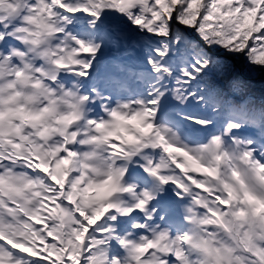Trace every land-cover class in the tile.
Wrapping results in <instances>:
<instances>
[{
  "label": "snow or ice",
  "instance_id": "6c2138e0",
  "mask_svg": "<svg viewBox=\"0 0 264 264\" xmlns=\"http://www.w3.org/2000/svg\"><path fill=\"white\" fill-rule=\"evenodd\" d=\"M264 0H0V264H264Z\"/></svg>",
  "mask_w": 264,
  "mask_h": 264
},
{
  "label": "bare ground",
  "instance_id": "6f19581e",
  "mask_svg": "<svg viewBox=\"0 0 264 264\" xmlns=\"http://www.w3.org/2000/svg\"><path fill=\"white\" fill-rule=\"evenodd\" d=\"M252 85L255 87H263L264 88V82H254L252 81Z\"/></svg>",
  "mask_w": 264,
  "mask_h": 264
},
{
  "label": "water",
  "instance_id": "95a60500",
  "mask_svg": "<svg viewBox=\"0 0 264 264\" xmlns=\"http://www.w3.org/2000/svg\"><path fill=\"white\" fill-rule=\"evenodd\" d=\"M255 94H256V96L258 97V96H261V95H264V91H262V89H260V88H256L255 89ZM261 94V95H260Z\"/></svg>",
  "mask_w": 264,
  "mask_h": 264
},
{
  "label": "rangeland",
  "instance_id": "374dc122",
  "mask_svg": "<svg viewBox=\"0 0 264 264\" xmlns=\"http://www.w3.org/2000/svg\"><path fill=\"white\" fill-rule=\"evenodd\" d=\"M261 73V72H260ZM262 73H264V72H262Z\"/></svg>",
  "mask_w": 264,
  "mask_h": 264
}]
</instances>
